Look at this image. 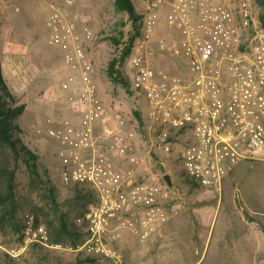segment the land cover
Masks as SVG:
<instances>
[{
  "label": "built area",
  "instance_id": "2783aa9c",
  "mask_svg": "<svg viewBox=\"0 0 264 264\" xmlns=\"http://www.w3.org/2000/svg\"><path fill=\"white\" fill-rule=\"evenodd\" d=\"M130 1L140 4L142 35L125 81L138 117L100 96L90 54L95 34L74 0L51 5L45 21L46 43L62 51L68 68L60 89L79 115L77 125L65 120L47 134L57 146L60 187L92 197L75 221L84 238L77 251L89 257L113 258L109 242L120 228L144 240L152 224L176 213L174 204L167 210L170 187L147 176V155L163 167L172 160L190 185L218 191L239 164L264 154V28L256 0ZM163 10L166 37L155 38ZM26 224L24 243L43 244L44 228L31 216Z\"/></svg>",
  "mask_w": 264,
  "mask_h": 264
},
{
  "label": "rangeland",
  "instance_id": "374dc122",
  "mask_svg": "<svg viewBox=\"0 0 264 264\" xmlns=\"http://www.w3.org/2000/svg\"><path fill=\"white\" fill-rule=\"evenodd\" d=\"M62 0H0V66L2 77L15 98L17 104L25 106L24 112L15 123L20 128L17 135L21 142L32 152H37L34 142L39 145L41 152L36 154L40 172L46 180L56 188V200L65 206L69 198L73 195L72 189L60 187L56 165L52 166L45 160V155L53 154L57 150L55 142L48 136L49 129H57L64 123V119L78 117L73 112L65 92L60 89V81L68 68L62 60V51L51 47L46 43L47 31L45 21L50 14L51 5L59 4ZM74 7L95 34L94 42L90 48V54L95 68V82L98 85L100 96L105 101L116 100L127 110L134 111L137 99L126 89V64L127 58L120 67V83H113L106 75V68L109 60L116 55V47L112 38L119 39V42H126L127 38L135 32L133 23L127 15L114 10L110 0H74ZM135 13L139 16L136 27L138 35L133 41L135 43L141 39L142 24L140 19V4L131 1ZM167 10L161 12L160 25L156 28L154 37L164 38L166 32L163 29V19ZM131 48V49H132ZM166 59V58H165ZM162 68L172 70L174 65L166 60L162 63ZM52 99L58 100L53 106ZM57 102V101H56ZM35 112V113H34ZM38 120L34 122L35 116ZM34 116V117H33ZM73 118V119H74ZM77 118V119H78ZM69 121V120H67ZM78 121H76L77 125ZM38 138H35V137ZM34 139H37L35 141ZM147 176L158 183L164 185L163 176L168 174L172 187H170V205L184 201V198H196L190 203V207L205 208L210 207L215 210L201 212V221H196L190 210H184L176 217L182 221L179 231H171L170 236H164L165 246H181L183 243L194 241L196 249L195 255L191 253L189 259L183 263L199 261L201 264V250L203 246H208L209 252L217 238L222 215L228 207L227 198H233L237 207L245 212H257L249 222L245 221L249 228L264 229V161H252L242 163L232 171L234 176L231 183V192H226L225 188L220 190L201 189L191 186L182 176L172 160L165 159L164 165H159L157 158L147 155ZM264 159V155L261 156ZM27 177L24 167L19 166L15 174V190L17 204L15 213L16 228L8 226L0 229V264H179L172 260H161L156 258L154 253L151 258L137 256L136 261L129 259V251L123 247L119 240L109 242V248L115 255L110 257H89L82 251H77L79 246L72 247L70 244H52V233H49L43 223L36 224L31 205L34 201L27 192ZM166 185V184H165ZM225 209V210H224ZM241 211V210H239ZM78 212V211H77ZM76 211L69 215V221L74 222ZM32 217L34 226H42L46 239L43 244L24 243L26 222ZM213 217V218H212ZM212 219V220H211ZM122 221V220H121ZM120 221V222H121ZM185 223V224H184ZM23 227L22 230H18ZM245 228V227H244ZM122 232V230H121ZM118 241V242H117ZM139 254V251H136ZM228 253V252H226ZM228 255V254H226ZM208 259V257H207ZM236 261L229 258L219 260L218 264H234ZM203 262V264H205ZM239 264V263H238Z\"/></svg>",
  "mask_w": 264,
  "mask_h": 264
},
{
  "label": "trees",
  "instance_id": "16d2710c",
  "mask_svg": "<svg viewBox=\"0 0 264 264\" xmlns=\"http://www.w3.org/2000/svg\"><path fill=\"white\" fill-rule=\"evenodd\" d=\"M114 10L127 15L135 32L131 34L126 42H119V39L112 38L116 47V55L108 62L106 75L113 83H120L119 69L129 55L133 41L138 35V28L135 26L139 16L135 13L130 0H110ZM259 8L258 21L264 28V0H256ZM25 106L17 104L15 98L8 89L1 73L0 66V229L8 226L16 228L15 213L17 198L15 190V174L19 166H23L27 177V192L34 199L31 208L34 214L35 223H43L49 233H52V244H70L72 247L82 243L83 233L76 227L74 222L69 221V215L78 211L74 219H78L86 212L92 197L88 192L75 186L73 195L69 198L64 210L56 198V188L51 185L46 177L40 172L37 155L29 150L17 136L20 128L15 120L22 115ZM135 117L139 116L133 111ZM42 170V169H41ZM195 187L194 185H191ZM20 227L18 230H22Z\"/></svg>",
  "mask_w": 264,
  "mask_h": 264
},
{
  "label": "crops",
  "instance_id": "0c3cea01",
  "mask_svg": "<svg viewBox=\"0 0 264 264\" xmlns=\"http://www.w3.org/2000/svg\"><path fill=\"white\" fill-rule=\"evenodd\" d=\"M51 102L53 103V106L56 105L55 103L59 104L58 100L56 99H52ZM55 108H58V106L56 105ZM34 116L36 118L34 119L35 122L38 120V117H36V114H34ZM65 118L66 119L64 120H69L71 123L76 124V121H78L79 123L78 117V119L76 117ZM35 138L38 137L36 136ZM34 140L37 141V139ZM34 145L38 147V149H36L37 152L35 151V154H39L41 152V150L39 149L41 148L35 142ZM52 155L55 156L54 152ZM44 156L47 163L52 166L56 165L55 170H57L58 160L56 156L52 157L51 154H44ZM256 161L262 162L264 161V159L261 157ZM241 164H239L238 166H240ZM233 177L234 176H232L231 173L222 182V188L224 187L228 194L229 192H231L230 188L231 183L234 179ZM192 199L195 200L196 198H184L183 202L174 203L177 208L176 213L170 215L164 223L152 224V230L148 232V236L144 240H140L135 234L130 231V229L120 228L117 231V239L119 240V243H122L123 247H125V249L129 251V259L132 262L136 261L137 256L139 257V259L140 257L148 259L151 258L152 254L154 253V256L156 258L161 256V260H172L173 263L175 261H178L180 262L179 264H186L183 263L184 260L189 259L191 253L193 255H195L196 253L194 241H187V243L184 242L181 246H175L172 248L169 246H165L164 236H170V233H172L171 231H179L180 226L182 225V221L176 220V217L185 209L191 211V215L196 221H201V212L209 211L212 213L216 208V206L214 210H212L210 207H205L203 209L196 207L192 208L189 206L193 201ZM227 203L228 207L226 210L224 209L225 212L222 215L220 228L218 230L217 238L214 242L213 247L209 252L211 243L209 242L208 246L205 243L201 250L202 252L200 259L203 257V261L201 264H203V262L205 261V264H218L219 260H225V258L227 259V256L236 261L234 264H264V229L249 228L245 223V221L249 222L252 216L258 213L254 211H250V213H248V209L246 213L244 209H240L241 207H237V204L233 201V198H227ZM139 216L140 212L136 211L132 212L128 217L133 222H136ZM136 251H139V254ZM198 262L199 261L197 260L192 261L188 264H198Z\"/></svg>",
  "mask_w": 264,
  "mask_h": 264
},
{
  "label": "water",
  "instance_id": "95a60500",
  "mask_svg": "<svg viewBox=\"0 0 264 264\" xmlns=\"http://www.w3.org/2000/svg\"><path fill=\"white\" fill-rule=\"evenodd\" d=\"M163 180H164V182H165V184H166L167 186H169V187L172 186V182H171V179H170V177H169L168 174H165V175L163 176Z\"/></svg>",
  "mask_w": 264,
  "mask_h": 264
}]
</instances>
